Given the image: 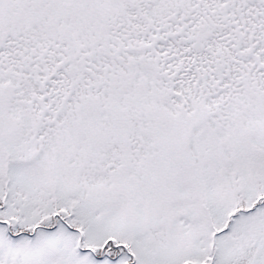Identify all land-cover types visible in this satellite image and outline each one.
I'll use <instances>...</instances> for the list:
<instances>
[{
    "label": "snow or ice",
    "instance_id": "1",
    "mask_svg": "<svg viewBox=\"0 0 264 264\" xmlns=\"http://www.w3.org/2000/svg\"><path fill=\"white\" fill-rule=\"evenodd\" d=\"M0 264H264V0H0Z\"/></svg>",
    "mask_w": 264,
    "mask_h": 264
}]
</instances>
